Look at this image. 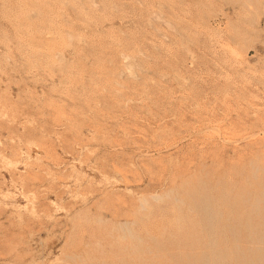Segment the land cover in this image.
I'll return each mask as SVG.
<instances>
[{
	"label": "rangeland",
	"instance_id": "374dc122",
	"mask_svg": "<svg viewBox=\"0 0 264 264\" xmlns=\"http://www.w3.org/2000/svg\"><path fill=\"white\" fill-rule=\"evenodd\" d=\"M261 185L264 0H0V264H235Z\"/></svg>",
	"mask_w": 264,
	"mask_h": 264
},
{
	"label": "bare ground",
	"instance_id": "6f19581e",
	"mask_svg": "<svg viewBox=\"0 0 264 264\" xmlns=\"http://www.w3.org/2000/svg\"><path fill=\"white\" fill-rule=\"evenodd\" d=\"M258 185H259V184H258ZM261 186H262V185H261ZM261 189H263V186H262ZM202 190H203V189H202ZM198 191H199V190H198ZM198 191H197V192H198ZM230 191H231V190H230ZM230 191L228 190V192H230ZM263 191H264V189H263ZM204 192H205V191H204ZM204 192H203V193H204ZM207 192H208V191H207ZM224 192H225V191H224ZM224 192H223V193H224ZM250 192H251V191H250ZM250 192H249V193H250ZM261 192H262V191H260V192H258V193L260 194ZM198 193H200V191H199ZM226 193H227V191H226ZM226 193H224V195H225ZM247 193H248V191H247ZM256 193H257V192H256ZM258 193H257V194H258ZM206 194H209V192L206 193ZM227 194H228V193H227ZM227 194H226V195H227ZM237 194H238V193H236V197L239 198V197H238L239 194H238V195H237ZM253 194L255 195V193H253ZM257 194H256V195H257ZM203 195H204V197H207V196H209L210 194L207 195V196H206L205 194H203ZM254 195H253V198H254ZM256 195H255V197L257 198ZM195 196H197V195H194V197H195ZM199 196H200V195L198 194V197H199ZM242 196H243V195H242ZM247 196H248V197H246V199L249 198L250 194L247 195ZM198 197H197V198H198ZM224 197H227V196H224ZM256 198L254 199V204H255V200H258V202L261 200V199L259 200L258 198H264V192H262V193L259 195V197H258L257 199H256ZM200 199H201V197H200ZM202 199H203L202 201H205L207 198H206V199H205V198H202ZM204 199H205V200H204ZM239 199H242V198H239ZM243 199H244V197H243ZM243 199H242V201H243ZM247 201H248V199H247ZM263 201H264V199H262V202H263ZM234 202H235V201H234ZM245 202H246V201H245ZM258 202H257V204L254 205V208L252 207L253 210H256V209H257V211H259V210H258V208H259ZM207 203L209 204V202H206V201H205V204H206V205H207ZM232 203H233V202H232ZM250 203H251V202H250ZM252 203H253V201H252ZM252 203H251V204H252ZM263 203H264V202H263ZM201 204H202L201 207H203V202H202ZM251 204H250V205H251ZM228 205H229V204H228ZM242 205H244V204H242ZM207 206L209 207V205H207ZM229 206H230V205H229ZM236 206H237V205H236ZM251 206H252V205H251ZM262 206L264 207V205H262ZM205 207H206V206H205ZM205 207H203L204 210L207 208V207H206V208H205ZM255 207H256V208H255ZM252 208H250V209H252ZM207 209H208V208H207ZM207 209H206V210H207ZM260 209H261V208H260ZM204 210H203V211H204ZM240 210H241V209H240ZM243 210H244V209H243ZM263 210H264V209L262 208V212H263ZM208 211H209V209L207 210V212H208ZM260 211H261V210H260ZM229 212L231 213V210H230ZM248 212H249V209H248ZM248 212H247V213H248ZM255 212H256V211H255ZM255 212H254V213H255ZM249 213H251V212H249ZM249 213H248V215H249ZM240 214H241V213H240ZM256 214H258V213H256ZM259 214H260V213H259ZM229 215H230V214H229ZM254 215H255V214H254ZM263 215H264V213H263ZM263 215H262V216H263ZM251 216H252V215H251ZM258 216H259V215H258ZM260 216H261V215H260ZM240 217H241V216H240ZM248 217H249V216H248ZM248 217H246V218H248ZM256 218H257V216H256ZM228 219H229V218H228ZM261 219L264 220V218H261ZM248 220L250 221V218L247 219V221H248ZM245 221H246V220H245ZM245 221H244V222H245ZM263 222H264V221H263ZM250 223H251V222H250ZM239 224H240V223H239ZM258 224L261 225V223H258ZM246 225H247V224H246ZM250 226H253V225H248V227H250ZM257 226H258V225H257ZM257 226H256V227H257ZM239 227H240V226H239ZM239 227H238V228H239ZM245 227H246V226H245ZM253 227H254V226H253ZM228 228H229V226H228ZM232 228H233L232 231L234 232V228H235V227H231V229H232ZM239 229H240V228H239ZM243 229H244V228H243ZM256 229H257V228H256ZM263 229H264V223H263ZM263 229H262V230H263ZM227 230H228V229H227ZM245 230H246V229H245ZM249 230H250V229H249ZM258 230H259V229H257V231H258ZM262 230H261V231H262ZM238 231H239V230H238ZM230 232H231V230H230ZM239 232H240V231H239ZM239 232H238V233H239ZM249 232L251 233V230H250ZM249 232H248V233H249ZM254 232L256 233V231H254ZM263 232H264V231H263ZM258 233H259V232H258ZM231 234H232V233H230V235H231ZM234 234H236V233L234 232L233 235H234ZM259 234H260V233H259ZM233 235H232V236H233ZM248 235H249V234H248ZM251 235H252V234H251ZM251 235H250L249 237H251ZM257 235H258V234H257ZM232 236H230V237L232 238ZM260 236H262V237H261L260 239H259V237H258V240H256V241L259 242L262 246L259 244V246H257V247H253V249H254V248H257V249H256V250L254 249L255 251L251 252V250H252V249H251V248H252V245H253V246L256 245V244H254V243L252 242L253 244H251V248H250V249H251V250H250L251 253H250V254H248V253L246 254V253L244 252L243 249H239V252H238V253H239V256H238V257H234V256H233L234 259H235V264H236L237 262H238L237 264H264V237H263V234H262V235L260 234ZM239 237H240V235H239ZM239 237H238V238H239ZM236 239H237V238H236ZM256 239H257V238H256ZM252 240H253V238H252ZM252 240H251V241H252ZM253 241H254V240H253ZM210 244H211V243H210ZM233 244H235V243H233ZM236 244L239 245V242L236 243ZM248 244H250V243H248ZM257 244H258V243H257ZM249 246H250V245H249ZM234 247H235V246H234ZM238 247H239V246H238ZM191 248H192V247H191ZM206 248H207V250H208V247H206ZM213 248H214V247H213ZM193 249H194V248H193ZM193 249H192V250H193ZM231 249H232V248H231ZM190 250H191V249H189V251H190ZM192 250H191V252H189V253H191V255H193ZM207 250H206V252H208ZM223 250H224V248H223ZM234 250H235V249H234ZM234 250H233V251H234ZM183 251H184V250H183ZM235 251H236V250H235ZM237 251H238V250H237ZM237 251H236V252H237ZM203 252H204V254H205V250L202 251V253H203ZM220 252H221V249H220ZM220 252H219V253H220ZM178 253H179V252H178ZM185 253H186V252H185ZM189 253H188V254H189ZM221 253H222V252H221ZM234 253H235V252H234ZM234 253H232V254L234 255ZM204 254H202V255H203V258L201 259L202 262H205V261H204V258H205V255H204ZM206 254H207V253H206ZM223 254H224V253H223ZM235 254H237V253H235ZM179 255H180V254H178V256H179ZM185 256H187V253H186ZM235 256H236V255H235ZM187 257H189V256H187ZM191 257H192V256H191ZM198 257H200V255H199ZM201 257H202V256H201ZM209 257H210V256L208 255V258H209ZM225 257H226V256H225ZM227 257H228V256H227ZM233 257H232V258H233ZM179 258H180V257H179ZM192 258H193V257H192ZM227 259H228V258H227ZM227 259H226V260H227ZM187 260H188V259H187ZM192 260H193V259H192ZM198 260H199V259H198ZM205 260H206V258H205ZM214 260H215V259H214ZM236 260H237V261H236ZM208 261H209V260H208ZM210 261H211V260H210ZM188 263H189V262H188ZM188 263H187V264H188ZM200 263H201V262H200ZM208 263H209V262H208ZM228 263H229V262L227 261L226 264H228ZM197 264H198V263H197ZM201 264H202V263H201ZM206 264H207V261H206ZM224 264H225V263H224Z\"/></svg>",
	"mask_w": 264,
	"mask_h": 264
}]
</instances>
